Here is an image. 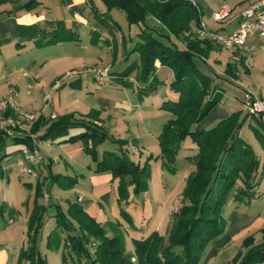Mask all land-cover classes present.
I'll return each mask as SVG.
<instances>
[{
	"label": "trees",
	"instance_id": "obj_1",
	"mask_svg": "<svg viewBox=\"0 0 264 264\" xmlns=\"http://www.w3.org/2000/svg\"><path fill=\"white\" fill-rule=\"evenodd\" d=\"M101 2L107 12L112 9L123 11L129 26L137 25L141 29L144 26L136 37L137 41L131 53L139 54L138 78L148 85V89L154 90L159 83L154 77L156 62L172 72L173 80L169 87L177 94V99L165 101L161 107L171 115L158 137L162 165L171 172L175 171L173 165L177 149L186 138L196 146L197 153L186 158L193 170L185 179L181 206L172 216L165 238L157 232H152L145 239L133 241L134 254H128L125 252L124 237L121 233L107 236L105 229L89 217L81 206L72 203L68 205L65 213L59 206L55 207L56 226L48 235L46 246L50 248L58 238L57 229L72 231L71 222H74L78 227V235L68 236L63 245L69 249V257L86 255L90 258L85 246L94 243L90 264H198L205 248L224 232L222 212L228 198L232 197L233 201L241 202L256 197L255 189L262 179V173L257 172L260 161L252 147L240 136V130L246 125L264 150V120L261 115L248 113L242 116L241 111H237L210 129H196V125L220 103L221 94L214 85V79L202 72L194 61L195 58L206 61L212 50V42L198 39L197 34L191 31L189 25L192 21L200 27V15L189 1ZM147 17H152L160 23L167 35L156 33L145 26ZM238 63L243 64V61L239 60ZM238 63H227L224 71L234 80L237 78ZM135 69H138V66L133 63L121 73L123 79L127 80ZM211 71L214 72L212 68ZM78 82H69V88L80 89ZM95 120H99V112L96 110H91L79 119L59 116L56 120H51L49 117L39 116L30 124L28 130L22 126L20 134L7 136L0 131V151L9 139L13 140L14 144H24L31 148L28 133L35 135L38 141H52L68 136L71 129L81 128L83 132L68 137L63 142L80 141L84 153L91 155L96 162L94 173H110L118 180L119 200L126 197L128 185L133 187L136 194L146 191L149 181L147 162L139 168L129 160L124 151L120 154L105 151L102 159L98 161L95 147L108 139V133L104 128L94 125ZM41 130L42 134L37 135ZM122 144L125 143L119 145L120 150ZM3 158L4 155H1L0 160ZM52 183H57L62 190H71L76 184V179L56 175L53 176ZM46 185L42 182L35 185L33 209L27 221L26 245L19 251L17 264H46L44 256L36 246L42 216L47 208L53 207L49 198L45 205L38 204L44 193L51 191H46ZM259 233L262 243L254 245L253 236L246 237L242 242L244 251L238 254L233 264L264 263V227ZM67 255L62 252V264H67ZM132 257L135 258V263H131Z\"/></svg>",
	"mask_w": 264,
	"mask_h": 264
},
{
	"label": "crops",
	"instance_id": "obj_2",
	"mask_svg": "<svg viewBox=\"0 0 264 264\" xmlns=\"http://www.w3.org/2000/svg\"><path fill=\"white\" fill-rule=\"evenodd\" d=\"M186 1L194 5L200 15V22H204L206 25L212 21L213 13L228 10L229 16L224 21L220 22L225 25L226 29H223V32L220 34H229L237 28L242 13V10L233 11V9L239 5H243V7L247 9L252 2L257 0ZM105 12L106 8L101 0H0V99L9 96L11 90H14L16 92V104L19 109L43 118L49 117L51 113H55L58 116L64 115L62 110L63 107L61 108L60 105V94L58 91L62 92L64 101H70L73 98L75 100L77 97L75 92L82 90L84 84L83 78L85 77L78 80L81 88L77 90L69 88L68 83L62 85L58 90H52V84L68 70L78 67L89 68L88 66H94L91 48L102 41L106 43L109 53L106 61H109L110 64L107 62L106 67L109 66L110 74L114 77L113 80L115 81L114 83L110 82L105 84V86L108 87L110 84H113L114 89L106 88L97 91L95 93L97 95L94 97V103L90 104L92 106L85 108V112H82L80 115L83 117L91 110L98 111V121L104 129L106 125L109 127H116L123 122L128 123L127 117L133 111L131 110L132 107H130L128 97L126 96L128 93L123 91V88L130 85L133 87L137 84L131 80L123 79L121 75L123 71L118 74L112 72L115 61L128 58L125 57L127 55V53H125V41H122L123 48L121 50L119 43L115 41V34L112 35L106 32V39L103 36L99 38L100 40L98 39L100 30L97 26V18L99 19ZM110 17V15L106 16V20ZM108 26L111 25H108L106 22V27ZM136 41L137 38H135L133 46ZM263 44V39H248L242 50H231V53L228 52L229 54L227 55L226 62L234 64L238 63L239 60L243 61L242 65L249 72L246 67V58L240 59L239 57L242 56L241 51L245 52L249 49L253 50L256 48L264 50ZM220 47L221 46L212 43V50L207 59H212L213 62H219V60L215 58V55L219 54ZM133 63L136 64V62ZM155 66L157 70L156 73L162 72L164 66H161L157 62ZM215 67L214 65L212 66L214 71L219 73V70L217 71ZM237 72L238 66L236 67V77H238ZM235 82H237V80H235ZM65 86L69 88L67 91L64 90ZM46 93H50L51 101L45 104L42 99ZM254 96L264 100V93L261 90ZM154 100L160 103V101L165 102L169 99L166 100L155 96ZM215 108L217 107H214L207 117L196 125V129H207L200 125L204 120L210 118ZM223 112L224 115L221 116V118L218 117L214 120L210 118L209 122H211V124L215 123L216 125L219 121L226 119L230 114L237 111L229 112L225 110ZM29 126L30 124L23 125V128L28 130ZM42 132L43 130L37 135H40ZM81 132H83L81 128L71 129L68 132V136L59 138L54 142L52 141L50 146L42 142L38 146V150L43 155L45 164L37 169L36 177H30L36 179V181L40 183H51V190L54 185L58 186L57 183L53 184L52 181L53 176L60 175V172L53 171V168H58L60 160L64 162L65 167H71L74 156L80 155L79 147H68L70 144L63 141ZM24 146V144H14L13 140L9 139L3 150L0 151V157L4 155V158L0 160V176L4 178L3 182L4 180H9L8 172L12 169H15L19 174L15 162L21 156V150ZM139 146L141 145H138L135 150L141 153ZM194 147L196 148L195 145ZM70 150L71 152L75 151V155L73 153L70 154ZM196 153L197 148L193 155H187L185 159L194 156ZM262 166L261 177L264 175V163ZM190 169L189 171L191 172L193 166ZM67 177L73 178L76 176L68 175ZM87 180L91 189L90 191L95 195V199L91 200L88 204H84L85 207H83L82 204L85 198L81 194L76 193L75 203L81 206L89 217L93 218L106 229L107 236L112 237L118 232L121 233L124 237L125 247L129 246L130 239L132 242L135 240H142L148 237L152 232H157L164 238L166 237L172 217L170 209H164L163 203H165V201L157 205L156 208L152 207L153 215L157 217L155 225L153 224L154 228L148 231V226H142L140 228V236H137L136 233H132L123 227L122 223L115 216L114 218H110V216L106 214L104 207L102 210L101 203H104L106 206V200L103 199L101 203L97 202V199H102L101 197L110 190V185L113 181L112 174L106 173L99 175L89 171ZM77 187H79V185L76 180L74 189H77ZM56 196L60 197L59 194ZM60 198L62 202L65 201L62 205L67 209L70 204V199L68 197ZM79 198L81 201H78ZM41 200L43 201V199ZM5 202L6 206L0 208V264H17L19 251L26 245L27 221L33 209L34 197L31 203L25 207L26 209H24V204H18L15 200L7 199V197ZM238 202H247V204H250V201L247 200ZM100 206L101 212L99 210ZM124 210L125 207L120 206V211ZM97 218L99 219L97 220ZM129 218L130 217L127 219ZM241 219L242 221L239 220L242 222V225L238 227L235 233L241 232L236 239L240 241L244 237L246 238L252 235L254 238V245L260 244L257 240L258 236H260L259 231L264 227V214L260 215L255 212L251 214L250 217L241 216ZM142 233H144V235H142ZM217 243L218 244L212 248V251L214 250L218 254L219 246H223L220 242ZM243 251L244 249L242 252ZM215 258L216 256L213 258L207 257L204 264H211Z\"/></svg>",
	"mask_w": 264,
	"mask_h": 264
},
{
	"label": "rangeland",
	"instance_id": "obj_3",
	"mask_svg": "<svg viewBox=\"0 0 264 264\" xmlns=\"http://www.w3.org/2000/svg\"><path fill=\"white\" fill-rule=\"evenodd\" d=\"M244 9L245 7H243V5H239L235 7L233 11L242 10L243 12ZM108 15H110L112 19L110 17L108 20H106V16ZM213 15L212 21L207 25L204 22H200V24L203 25L207 32L220 34L223 32V29H226V27L223 25V23L215 21ZM106 22L112 27H106ZM97 23V26L100 30L98 33V39L101 36L106 39V32L112 35L115 34V41L119 43L121 50L123 48L122 41H125V53H127V55L124 56L128 59L123 58L124 60L121 59L119 61H115L112 72H116L118 74L121 71H125L130 65L133 64V62H136L138 66V69H135L127 78V80H131L137 84V87H132L130 85L123 88V91L128 93L126 96L128 97V101L130 102V107H132L131 110L133 112L127 117L128 123L123 122L116 127H109L106 125L104 130L106 133H108V139L95 147L97 159L98 161L102 159L104 151L117 154H120L121 151H124L129 157V160L135 165H138L139 168H142L147 162L149 170V181L146 191L136 194L133 187L128 185L126 197L119 200L117 192L118 180L113 178V181L110 185V190L101 197L102 199H97V202L101 203L103 199L106 200V206L104 203H101L102 210L104 207L106 214H108L110 218H114L115 216L122 223L123 227L132 233H136L137 236H140V228L142 226H148L149 231L150 229L154 228L155 222L157 221V217L153 215L152 207L156 208L157 205H160V203L165 201V203H163L164 209H170L171 217L178 211L182 203L181 192L185 184V179L189 175V170H191L190 168L192 167L189 160L185 159V156L193 155L196 148L194 147L192 141L189 138H186L179 144L177 149L176 159L173 165L175 171L171 172L164 165H162L161 159L159 158L161 150L158 137L161 133V128L163 127L162 124L170 118V114L167 110L161 108L163 102H156L154 97L157 96L166 100L177 99V94L174 93L169 87V84L172 81L171 70L164 66L162 72H155L156 74L154 77L159 83H157L154 90L148 89V85L144 84L138 78L140 70L139 54L130 53L136 36L142 29H144V26H142V29L137 25L129 26L124 12L119 9H112L109 12L106 11L99 19L97 18ZM145 26H147L149 29L155 30L156 33L162 32L160 34L167 35L160 23H158L152 17L146 18ZM189 27L193 33L197 34L199 27H197L194 21L190 23ZM159 41H162V39H159ZM228 52L231 53V49L220 47L219 54L215 55V58L218 59L219 62H213L212 59H206V61H203L200 58L194 59L197 67L202 72L210 75L214 79V85L218 87L221 94L220 103L216 106L217 108L212 111L210 116L211 120H214L218 117L221 118V116L224 115L223 111L225 110L229 112L242 110V116L247 115L248 111L243 106L245 94L250 93L252 95H256V93H258L260 90L264 93V50L256 48L253 50L249 49L245 52L241 51L242 56L239 57L240 59L246 58V67L248 68L249 72L242 64L238 63V77L235 79L237 82H235L231 76L224 73L227 65L226 59L227 55L229 54ZM91 55H93L95 64L94 66L106 67L107 62H109L106 61V58L109 56L106 43L102 41L91 48ZM211 65L216 66L215 68L217 71L219 70V73L216 71L212 72ZM88 67H93V65ZM85 68L86 67H78L72 70H83ZM212 70L214 69L212 68ZM155 71L157 70L155 69ZM66 72H64L56 80L60 79ZM83 79L84 84L82 90L75 92V95L77 96L75 100L73 98L70 101H64L62 92L58 91L60 94V105L61 108L63 107L62 110L64 113V115L59 116H67L69 118L74 117L75 119H79L81 117L80 114L85 112V108L92 106L90 104L94 103V97L97 95L95 94L97 91H101L102 89L106 88L114 89L113 84H110L111 87H106L105 84H98L94 82L90 76H87ZM111 82L114 83L115 81L112 79ZM68 89V87H64L65 91ZM210 118L204 120L200 126H204L207 129L215 126V123L211 124V122H209ZM262 118L264 119V116H262ZM93 123L97 127L101 128V124L98 120L93 121ZM240 132V136L248 145L252 147L255 155L258 157L260 165L257 172L261 173V168L263 167L262 164L264 163V150L260 147L259 143L256 141L253 134L246 125L242 127ZM56 140L52 141L54 142ZM121 143L125 144L121 145L122 149L120 150L119 145ZM69 144L70 145L68 147H79L80 155L76 156V152H71L70 150V154L73 153L75 155L73 163H71V167H65L64 162L60 160L58 168H53V171L55 170L60 172V175L62 176H76L73 178L77 180L79 187H77V189L73 188L74 190H62L61 188H58V186L54 185L53 189L46 194L50 200V204H53V207L47 208L42 216V225L36 243L37 250L42 256L45 257L46 264H62V252L67 255L69 251L67 247L64 248L63 246L65 239H67L68 236L76 237L78 235L77 225L74 222H71L73 228L72 231H67L62 228L57 229L56 232L58 234V238L52 243L50 248L46 246L47 237L55 230L56 226L54 219L55 207L59 206L61 211L64 213L67 210L62 205L65 203V201L62 202L60 197H68L70 199L69 203L72 204L75 203L76 193L81 194L85 198V201L82 204L83 207H85L84 204H88L91 200L95 199V195L90 191L91 189L87 179L89 171L93 174H96L94 173L96 162L93 161L91 155L84 153L83 145L80 141L70 142ZM138 145H141L139 146L141 153L135 150ZM8 176L9 180H4V182V178L0 176V208L6 206L5 200L7 197V199L9 198L10 200H15L18 202V204H24V209H26L25 207L31 203L34 197V189L37 183L36 179L31 178L30 176L19 175L15 169L9 171ZM255 191L256 197L250 200V204H247V202L239 203L233 201L232 197L228 198L222 212V225L224 232L221 236L211 241L210 244L205 248L198 264H204V261L207 257L213 258L214 256H216V258L211 264H233V260L243 250L242 242L245 237L239 241L236 239V237L241 231L235 233L238 227L242 225L241 216L250 217L251 214L255 212L259 213L260 215L264 214V175ZM58 194L60 197L56 196ZM38 204L45 205V202L39 199ZM176 205H178V207H176ZM101 206L99 207L100 212ZM120 206H124L125 210L120 211ZM128 217L130 218L127 219ZM98 219L99 218H97V220ZM142 235H144V233H142ZM131 242L132 241L130 239V244L128 247H125L124 245L125 252L128 254H134L133 242ZM217 242H220L223 246H219L218 254L216 251H212V248L218 244ZM257 242L262 243L261 236H258ZM85 248L87 251H89L90 258H88L86 255H81L80 257L72 255L70 258L67 255V264H90V259L93 257L94 243L86 245Z\"/></svg>",
	"mask_w": 264,
	"mask_h": 264
},
{
	"label": "built area",
	"instance_id": "obj_4",
	"mask_svg": "<svg viewBox=\"0 0 264 264\" xmlns=\"http://www.w3.org/2000/svg\"><path fill=\"white\" fill-rule=\"evenodd\" d=\"M229 16L228 10H222L214 13L213 18L217 22L224 21ZM197 37L200 40H210L226 49L240 51L245 47L248 39L259 38L264 40V0L252 2L245 9L239 19V23L235 31L229 34H217L207 32L203 25L200 24L197 32ZM264 47V44H263ZM90 76L92 80L98 84L110 83L113 79L109 67L93 66L83 70L67 71L60 79L52 84V90H58L62 85L73 81H78L82 77ZM43 103L51 101L50 93H46L42 99ZM243 106L250 114L264 116V100H261L254 95L247 93L243 100ZM59 116L51 113L49 118L56 120ZM37 119V116L32 113L25 112L18 108L16 104V92L11 90L10 95L0 99V131L7 136L20 134V128L23 125H29ZM30 139L31 148L24 146L21 150V156L16 160L15 165L20 175L37 176V169L45 164L43 155L38 150V146L43 142L47 146L52 144L51 140L38 141L35 135L27 134ZM45 204L48 202L46 193L43 195ZM78 201H81L79 198ZM178 207V205H176ZM135 258H131V263H135Z\"/></svg>",
	"mask_w": 264,
	"mask_h": 264
},
{
	"label": "water",
	"instance_id": "obj_5",
	"mask_svg": "<svg viewBox=\"0 0 264 264\" xmlns=\"http://www.w3.org/2000/svg\"><path fill=\"white\" fill-rule=\"evenodd\" d=\"M50 187H51V183H48L47 184V187H46V191H49L50 190Z\"/></svg>",
	"mask_w": 264,
	"mask_h": 264
}]
</instances>
